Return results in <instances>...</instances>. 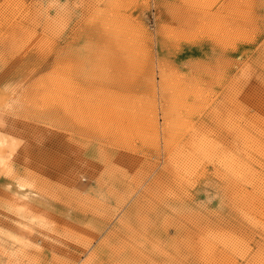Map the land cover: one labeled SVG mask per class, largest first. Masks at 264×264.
Segmentation results:
<instances>
[{
    "label": "rangeland",
    "instance_id": "rangeland-1",
    "mask_svg": "<svg viewBox=\"0 0 264 264\" xmlns=\"http://www.w3.org/2000/svg\"><path fill=\"white\" fill-rule=\"evenodd\" d=\"M0 264H264V0H0Z\"/></svg>",
    "mask_w": 264,
    "mask_h": 264
}]
</instances>
